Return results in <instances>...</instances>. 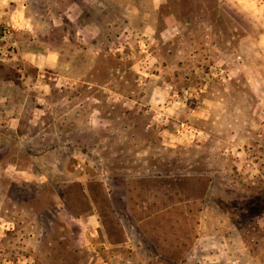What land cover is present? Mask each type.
<instances>
[{
	"label": "rangeland",
	"instance_id": "obj_1",
	"mask_svg": "<svg viewBox=\"0 0 264 264\" xmlns=\"http://www.w3.org/2000/svg\"><path fill=\"white\" fill-rule=\"evenodd\" d=\"M4 3L0 264H264V0Z\"/></svg>",
	"mask_w": 264,
	"mask_h": 264
},
{
	"label": "crops",
	"instance_id": "obj_2",
	"mask_svg": "<svg viewBox=\"0 0 264 264\" xmlns=\"http://www.w3.org/2000/svg\"><path fill=\"white\" fill-rule=\"evenodd\" d=\"M1 4H3V6H5V3H4V0H0V6ZM1 9V8H0ZM45 58V59H44ZM39 57V56H36L34 59H33V62L38 64V65H42V63H45V62H50V57L49 56H46V57Z\"/></svg>",
	"mask_w": 264,
	"mask_h": 264
}]
</instances>
